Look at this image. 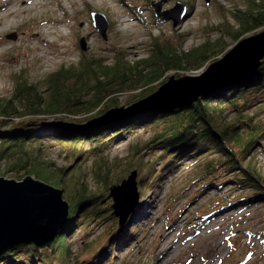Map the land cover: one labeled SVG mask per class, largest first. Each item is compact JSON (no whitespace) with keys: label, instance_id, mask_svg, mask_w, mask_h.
<instances>
[{"label":"rangeland","instance_id":"374dc122","mask_svg":"<svg viewBox=\"0 0 264 264\" xmlns=\"http://www.w3.org/2000/svg\"><path fill=\"white\" fill-rule=\"evenodd\" d=\"M158 1L161 0H43L39 8L13 18L6 13L10 8H19V0H0V22L3 19L8 23L21 22L5 31L0 26V98L10 96L14 75H22L41 85L50 74L63 66H76L84 57H99L107 64H112L117 57L129 62L144 59L151 54L155 38L159 43L185 51L207 39L217 40L220 38L219 25L227 19L233 24L231 18H225L226 10L243 6L245 0H164L163 9L174 7L176 2L187 6L185 17L175 27L171 21L155 16L152 3ZM93 12L103 14L108 21L106 39L93 24ZM35 32L39 33L38 37L33 36ZM10 34H15V39L9 38ZM82 40L85 50L81 48ZM222 40L228 49L237 44L231 38ZM186 76H200V73ZM136 93L117 94V106L113 108L129 106L127 100ZM248 101L246 113L258 112L257 119L264 123V91L256 92ZM221 108L216 111L218 120L224 122L234 116L230 107ZM154 132L149 127L134 129L109 145L103 161L94 164V158H90L82 162L81 170L86 175L88 189L93 192L102 188L92 173L99 164L109 169V178L114 181L111 187L117 184L118 178L125 177L126 158L137 149L143 162L159 160L160 151L152 149ZM49 143L45 146H52V142ZM45 152L30 154L51 164L42 169L38 167L37 171L51 178L61 174L64 183L68 181L74 174L71 169L73 156L58 145ZM248 155L246 161L251 160L260 169L264 189V140ZM211 160L214 163L223 161L219 155L209 153L198 159L180 161L174 172L161 177L155 197L153 193L140 194L138 188L137 208H141L143 214L139 223L141 232L114 254L107 250L98 262L264 264V190L258 196L254 188H238L236 181L241 180V168L246 161L234 170L227 164L216 166L208 173L205 165ZM11 169L8 161L0 160V177L22 181L31 176L27 171L17 174ZM44 183L61 189L66 200L65 189ZM108 194L109 191L99 205L106 211L68 235L70 255L66 264H85V260L91 259L107 242V230L118 222L112 214L113 200ZM110 214L111 218L107 217Z\"/></svg>","mask_w":264,"mask_h":264},{"label":"trees","instance_id":"16d2710c","mask_svg":"<svg viewBox=\"0 0 264 264\" xmlns=\"http://www.w3.org/2000/svg\"><path fill=\"white\" fill-rule=\"evenodd\" d=\"M226 13L225 18H231L233 24L226 18L219 25V39H207L187 51L159 43L155 38L151 54L135 62L117 57L112 64H107L99 57H84L78 65L63 66L50 74L41 85L22 75L13 76L10 96L0 98V160L8 161L11 170L17 174L27 171L37 180L65 189L69 215L50 248L38 249L31 242L14 244L0 251V264L67 263L70 255L68 235L106 211L99 205L114 182L109 178V169L99 164L92 173L103 189L99 187L91 192L81 163L90 158H94V164L103 161L109 145L134 129L149 127L155 130L152 149L160 151L159 160H162L160 164L159 160L143 162L139 149L126 158V175L118 178L116 183L136 171L140 194L148 192L155 197L161 177L174 172L182 160L198 159L206 153L219 155L222 162L211 160L206 163L208 173L216 166L227 164L234 170L246 161L248 154L264 140V123L257 119L258 112L254 115L246 113L248 98L264 91V59L253 77L200 98L191 106L154 110L98 127H79L117 106V94L137 91L127 100L126 105H130L152 94L172 75L203 73L209 64L229 51L223 38L238 43L264 29V0H245L243 6H235ZM222 106H228L234 112L228 121L222 122L216 116ZM61 123L77 127L66 128ZM50 141L52 146L58 145L74 158L71 166L74 174L65 183L61 174L51 178L37 171L38 167L42 169L51 164L30 156L33 152L37 155L40 151L47 153L52 146L45 144ZM252 163L246 161L241 168L242 178H236V184L240 189L254 188L260 196L264 190L262 175ZM142 215L141 208H136L125 225L120 227L116 222L109 227L107 242L91 259L85 260V264H100L98 261L107 250L114 254L124 248L141 232ZM107 217L111 218V214Z\"/></svg>","mask_w":264,"mask_h":264},{"label":"water","instance_id":"95a60500","mask_svg":"<svg viewBox=\"0 0 264 264\" xmlns=\"http://www.w3.org/2000/svg\"><path fill=\"white\" fill-rule=\"evenodd\" d=\"M164 0L153 2L156 17L177 26L185 17L187 6L176 2L163 9ZM93 24L106 39L108 21L101 13L91 14ZM9 38L15 39V34ZM81 48L85 50L83 40ZM264 59V29L240 40L219 60L209 64L200 76H170L152 94L127 107H117L79 127H98L130 116L162 109L191 106L199 98L253 77ZM58 124V123H57ZM60 124V123H59ZM62 124V123H61ZM66 128L77 127L63 123ZM137 172L132 171L119 184L109 188L112 214L122 227L138 206ZM69 215V204L61 189L26 176L22 181L0 177V251L11 245L31 242L38 249L50 248Z\"/></svg>","mask_w":264,"mask_h":264},{"label":"bare ground","instance_id":"6f19581e","mask_svg":"<svg viewBox=\"0 0 264 264\" xmlns=\"http://www.w3.org/2000/svg\"><path fill=\"white\" fill-rule=\"evenodd\" d=\"M19 2H20V7L19 8H10L8 10V12L6 13L7 16H11L13 18H16L18 16L28 14L29 12H31L34 9L39 8L40 5L43 4V0H19ZM3 20L4 21L0 22V26L2 27L3 31H5L7 28L17 27L19 25V23H21V22H19V23L18 22L8 23L5 19H3ZM33 34H32L33 36H37V37L39 36L38 32H35ZM202 74L203 73H200V75H202Z\"/></svg>","mask_w":264,"mask_h":264}]
</instances>
